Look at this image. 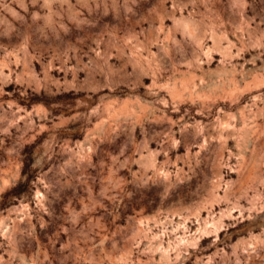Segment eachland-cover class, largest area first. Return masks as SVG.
<instances>
[{
    "label": "rangeland",
    "instance_id": "1",
    "mask_svg": "<svg viewBox=\"0 0 264 264\" xmlns=\"http://www.w3.org/2000/svg\"><path fill=\"white\" fill-rule=\"evenodd\" d=\"M0 264H264V0H0Z\"/></svg>",
    "mask_w": 264,
    "mask_h": 264
}]
</instances>
